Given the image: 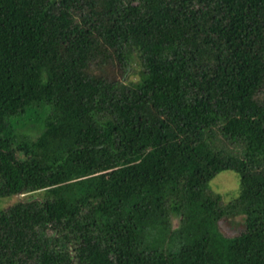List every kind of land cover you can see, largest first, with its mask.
I'll use <instances>...</instances> for the list:
<instances>
[{
	"label": "trees",
	"instance_id": "trees-1",
	"mask_svg": "<svg viewBox=\"0 0 264 264\" xmlns=\"http://www.w3.org/2000/svg\"><path fill=\"white\" fill-rule=\"evenodd\" d=\"M19 195L0 264H264V0H0V198Z\"/></svg>",
	"mask_w": 264,
	"mask_h": 264
},
{
	"label": "rangeland",
	"instance_id": "rangeland-1",
	"mask_svg": "<svg viewBox=\"0 0 264 264\" xmlns=\"http://www.w3.org/2000/svg\"><path fill=\"white\" fill-rule=\"evenodd\" d=\"M139 66L135 65L131 74V79H137L139 73ZM121 78V77H118ZM31 136L34 137L35 130L30 131ZM229 151L237 152V149L233 145L226 146ZM208 190L212 193L219 194L223 200V203L227 204L234 200L240 192V177L233 171H223L219 173L211 182L208 184ZM41 193L33 194L32 196H39ZM25 199L24 196H8L0 198V210H5L15 205L19 200ZM175 227L179 226V220L177 217L172 219ZM219 227L221 232L227 237H235L240 235L245 230V217L237 216L231 218H224L220 221Z\"/></svg>",
	"mask_w": 264,
	"mask_h": 264
}]
</instances>
